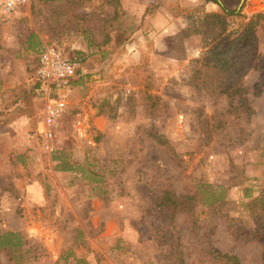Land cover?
Listing matches in <instances>:
<instances>
[{
	"label": "rangeland",
	"instance_id": "1",
	"mask_svg": "<svg viewBox=\"0 0 264 264\" xmlns=\"http://www.w3.org/2000/svg\"><path fill=\"white\" fill-rule=\"evenodd\" d=\"M1 1L0 233L27 242L0 247V264H225L208 250L264 264L262 241L228 230L260 222L245 204L264 189V19L244 101L195 72L211 75L217 57L220 29L204 14H221L233 38L264 0H28L12 12ZM45 47L81 75L37 91ZM54 99L64 109L47 126ZM164 190L194 196L192 214L170 220L156 205Z\"/></svg>",
	"mask_w": 264,
	"mask_h": 264
},
{
	"label": "trees",
	"instance_id": "2",
	"mask_svg": "<svg viewBox=\"0 0 264 264\" xmlns=\"http://www.w3.org/2000/svg\"><path fill=\"white\" fill-rule=\"evenodd\" d=\"M217 3L215 0H209ZM221 12L224 15L238 16L240 15L237 8L227 9L225 6L220 4ZM147 9V8H146ZM242 16V15H240ZM213 18V20L211 19ZM245 18V17H244ZM209 19V20H208ZM264 19L263 13L257 12L248 17L246 21H240L241 30L237 31L233 38H229L231 32H224L225 28V18L221 14L215 13H205L203 16L204 25L207 29L213 28L218 24L220 29V35L216 45L213 50L210 51L214 56V62L212 66H209L207 70H212L211 75L207 74L205 69L206 64H200V67L196 68V74H198V79L200 78L201 85L206 91L216 92L218 95H238L241 101H244L243 92L244 87L240 81V78L246 73L247 66L246 60L253 56V52L248 51V42L255 41L254 30L255 27ZM211 21V22H210ZM247 45V46H246ZM81 75V72H77L74 77ZM211 79V82L207 81ZM260 82H264V73L260 75ZM42 79H36L34 88L37 91H42L43 85ZM56 81L52 82V87H55ZM260 83H257L259 85ZM160 142H164L159 139ZM250 195L244 194V197H249ZM194 196L186 195L183 198H179L171 190H164L158 201L156 203L160 211L166 213L168 218L171 220L173 216L178 212H185L192 214L194 205ZM246 215L248 217L254 216L260 220L256 227H248L246 219L234 220L228 225V230L232 238L237 242H244L247 240H260L264 243V189L261 190L258 196L253 197L249 202H246ZM237 221V222H236ZM238 222H241L238 224ZM245 223V224H242ZM27 240H22V235L17 231H3L0 233V247L10 248L16 251L17 245L26 243ZM8 248V249H9ZM211 254V259H218L219 261H225V264H241L237 255L231 253H220L216 250H208ZM82 261V259H77V262ZM179 264H187L185 260L181 258Z\"/></svg>",
	"mask_w": 264,
	"mask_h": 264
},
{
	"label": "built area",
	"instance_id": "3",
	"mask_svg": "<svg viewBox=\"0 0 264 264\" xmlns=\"http://www.w3.org/2000/svg\"><path fill=\"white\" fill-rule=\"evenodd\" d=\"M28 0H2L4 10L15 11L24 5ZM80 64L73 59L63 57L58 50L52 47H45L41 52L36 69V77L44 82H54L73 77L79 70ZM64 103L61 100H49L45 108L44 122L52 126L61 116Z\"/></svg>",
	"mask_w": 264,
	"mask_h": 264
},
{
	"label": "water",
	"instance_id": "4",
	"mask_svg": "<svg viewBox=\"0 0 264 264\" xmlns=\"http://www.w3.org/2000/svg\"><path fill=\"white\" fill-rule=\"evenodd\" d=\"M244 0H241L240 1V3H239V5H238V8L242 5V2H243Z\"/></svg>",
	"mask_w": 264,
	"mask_h": 264
},
{
	"label": "crops",
	"instance_id": "5",
	"mask_svg": "<svg viewBox=\"0 0 264 264\" xmlns=\"http://www.w3.org/2000/svg\"><path fill=\"white\" fill-rule=\"evenodd\" d=\"M217 2H218V0H217Z\"/></svg>",
	"mask_w": 264,
	"mask_h": 264
}]
</instances>
